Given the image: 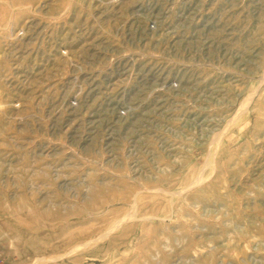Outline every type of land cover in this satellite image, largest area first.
Listing matches in <instances>:
<instances>
[{
	"label": "rangeland",
	"instance_id": "374dc122",
	"mask_svg": "<svg viewBox=\"0 0 264 264\" xmlns=\"http://www.w3.org/2000/svg\"><path fill=\"white\" fill-rule=\"evenodd\" d=\"M0 264H264V0H0Z\"/></svg>",
	"mask_w": 264,
	"mask_h": 264
}]
</instances>
